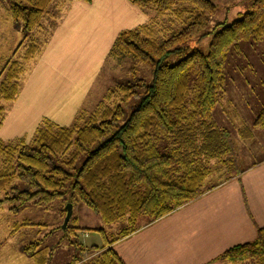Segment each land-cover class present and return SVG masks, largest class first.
<instances>
[{
  "label": "trees",
  "instance_id": "trees-1",
  "mask_svg": "<svg viewBox=\"0 0 264 264\" xmlns=\"http://www.w3.org/2000/svg\"><path fill=\"white\" fill-rule=\"evenodd\" d=\"M52 1L0 0L22 35L0 68V126L6 115L4 103L20 92L25 63L47 43V39L39 43L32 32ZM129 1L151 9L156 17L188 19L161 41L152 31L153 17L116 36L108 56L148 64L151 79L132 70L108 88L93 109H81L76 123L60 125L43 118L29 141L0 138V205L7 202L17 213L23 205L59 200L65 215V203L80 202L106 224L121 223L108 238L104 228L79 227L71 216L61 239L89 256H73L67 264H125L113 250L114 242L264 159L245 164L235 146L238 138L251 139L252 129L264 128V101L252 112L251 127L241 119L242 128L233 131L213 119L214 109L225 98L227 57L247 41L262 42L264 47V0H249V9L240 17L210 31L208 23L216 10L212 0ZM208 34L207 52L189 50L188 42ZM171 57L178 59L171 63ZM226 104L235 105L229 95ZM83 230L97 232L102 244L83 246L79 241ZM40 244L33 241L21 247L32 264L50 262L51 245L34 249ZM219 259L264 264V226L257 228L252 241L226 249Z\"/></svg>",
  "mask_w": 264,
  "mask_h": 264
},
{
  "label": "rangeland",
  "instance_id": "rangeland-1",
  "mask_svg": "<svg viewBox=\"0 0 264 264\" xmlns=\"http://www.w3.org/2000/svg\"><path fill=\"white\" fill-rule=\"evenodd\" d=\"M69 1L71 0H53L47 12L42 17L40 25L32 32L33 36L39 40V43H43L46 39L47 43L38 55L25 63V71L20 79L21 94L19 92L20 96L18 94L16 97L18 99L4 103L6 115L4 117L5 121L3 120L4 124L2 123L3 125L0 126L1 139H5L3 138L4 136H12L13 138L11 139L23 137L26 141H29L43 118H48L60 125L76 123L78 121L77 115L81 109H93L107 89L114 87L118 79L130 76L132 70H135L138 76L145 78L147 81L152 77V71L148 64L138 62L129 57L117 59L106 56L96 70V74L94 76L90 75L87 78V85L81 93L80 87L85 77L82 78L78 72H76L73 78L67 76L65 74L66 69L63 70V74L56 72L49 74V76H42L43 81L46 83L44 87L37 88L39 90L35 92H28L27 87L29 83L24 86L26 79L29 77V80L33 82L35 76L37 78V72L33 78L30 77L31 71L46 49L51 33L56 23L62 18V14ZM212 1L216 4V10L210 17L207 28L209 31L215 27H220L221 25H217L219 23L224 22L229 24L234 19L240 17L250 7L249 0ZM147 13L151 18H155L156 23L154 22L152 31L159 41L164 36L170 35L182 28L188 20L183 17L177 19L169 14L156 17L151 9H148ZM21 37V33L13 27L12 21L6 13L5 5L0 2V68L11 55L14 48L17 47ZM210 39L211 34L200 39L191 40L188 42L189 50L198 49L203 53L207 52ZM22 52L23 49L21 48L15 57H19V54ZM263 56L264 47L262 42L253 43L247 41L236 52L231 53L227 57L225 73L228 81L223 92L225 98L220 101L221 103L213 111V119L220 126L233 131L242 128V124L236 122L239 118L234 116V108L238 112V115L242 114L240 120L243 119L247 126L251 127L252 112H255L256 107H253L255 109L251 110L248 107L256 103L252 99H246L247 89L244 85V78L248 74V70L253 69L255 70L257 81L260 78L264 80L262 69V65L264 64ZM177 59L176 57H171L169 62L173 63ZM72 79L73 82H68V80ZM37 81L42 85L40 79ZM255 81L256 77H254ZM228 95L234 100V106L232 104L228 107L226 104ZM19 100H22L20 103L24 107L29 105L34 106V109L44 115L36 124L33 132V124H24L23 122L22 126H19L18 123H15V118L12 117L14 112L12 107L14 108ZM231 118L234 123L230 121ZM252 130L255 134H253V138L243 142L239 138L237 140L235 133H232V135L234 134L233 137L237 140L235 146L240 153V158L245 164L260 159L264 153V134L260 135L255 133L257 132L255 129ZM22 133L26 135L22 136ZM262 136L263 139H261ZM213 180L215 179L213 178ZM2 197L3 195L1 194L0 198ZM62 206L59 200L49 205L27 204L21 206L17 213H12L9 209L10 205L7 202H3L0 205V264H32L33 259L22 252L21 247L29 246L33 241H41V244L34 247V249L51 245L53 250L48 264H64L67 261L69 262L73 256L86 259L89 256L86 251H80V247L75 245L69 246L66 240L61 239V235L63 234L61 225L64 218V215L61 214ZM72 219H74V223L79 227L104 228L108 238H111L114 235L113 233L121 227V223L119 222L106 224L98 214L80 202L73 204ZM14 224L18 226L14 227ZM79 241L83 246L102 244L100 235L95 231H79ZM57 242L59 243L55 245ZM44 253L46 254L47 251L45 250Z\"/></svg>",
  "mask_w": 264,
  "mask_h": 264
},
{
  "label": "crops",
  "instance_id": "crops-1",
  "mask_svg": "<svg viewBox=\"0 0 264 264\" xmlns=\"http://www.w3.org/2000/svg\"><path fill=\"white\" fill-rule=\"evenodd\" d=\"M149 18L146 10L129 0L69 1L31 71L30 77L37 72V78L35 76L32 82L28 77L24 86L29 83L28 92L38 91L37 88L46 84L42 76L63 74L66 69L67 76L73 78L78 72L85 77L80 87V93L83 92L87 78L96 74L118 33L136 28ZM262 69L264 73V64ZM245 76L246 99L256 103L248 105V109L256 107L257 110L264 101V80L257 81L253 69ZM20 101L12 107V117L19 126L23 122L33 124V132L44 115L34 106L24 107ZM255 131L264 134V128ZM260 226H264V159L239 176L212 187L198 198L117 240L112 248L125 264H232L219 259V255L234 245L252 241ZM237 264L254 262L246 260Z\"/></svg>",
  "mask_w": 264,
  "mask_h": 264
},
{
  "label": "water",
  "instance_id": "water-1",
  "mask_svg": "<svg viewBox=\"0 0 264 264\" xmlns=\"http://www.w3.org/2000/svg\"><path fill=\"white\" fill-rule=\"evenodd\" d=\"M65 209H66V212H65V215H64V218H63V222H62V229H64L66 227V225L68 224L71 216H72V212H73V205L71 202H68L66 205H65Z\"/></svg>",
  "mask_w": 264,
  "mask_h": 264
}]
</instances>
